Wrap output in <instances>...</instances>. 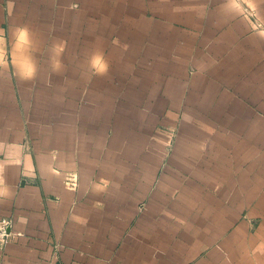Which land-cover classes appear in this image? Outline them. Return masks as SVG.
<instances>
[{
  "label": "crops",
  "instance_id": "0c3cea01",
  "mask_svg": "<svg viewBox=\"0 0 264 264\" xmlns=\"http://www.w3.org/2000/svg\"><path fill=\"white\" fill-rule=\"evenodd\" d=\"M0 191V264H264V0H0Z\"/></svg>",
  "mask_w": 264,
  "mask_h": 264
},
{
  "label": "clouds",
  "instance_id": "9594fccd",
  "mask_svg": "<svg viewBox=\"0 0 264 264\" xmlns=\"http://www.w3.org/2000/svg\"><path fill=\"white\" fill-rule=\"evenodd\" d=\"M17 41L29 44L31 41V33L27 27H20L17 30ZM88 65L90 70L95 73L96 75H105L109 70V63L104 57L102 52H93L92 55L88 58ZM59 68V62L57 61L54 66L53 70L56 71ZM20 75L23 79H31L34 78L37 74V67L33 61H29V66L25 69H20ZM3 192L0 191V195Z\"/></svg>",
  "mask_w": 264,
  "mask_h": 264
},
{
  "label": "built area",
  "instance_id": "2783aa9c",
  "mask_svg": "<svg viewBox=\"0 0 264 264\" xmlns=\"http://www.w3.org/2000/svg\"><path fill=\"white\" fill-rule=\"evenodd\" d=\"M8 235V223L0 217V241H5Z\"/></svg>",
  "mask_w": 264,
  "mask_h": 264
},
{
  "label": "rangeland",
  "instance_id": "374dc122",
  "mask_svg": "<svg viewBox=\"0 0 264 264\" xmlns=\"http://www.w3.org/2000/svg\"><path fill=\"white\" fill-rule=\"evenodd\" d=\"M248 13V12H247ZM118 31H120V29L118 30ZM169 131V130H168ZM172 143V142H171ZM167 158H168V156H167ZM171 190H172V188H171Z\"/></svg>",
  "mask_w": 264,
  "mask_h": 264
}]
</instances>
